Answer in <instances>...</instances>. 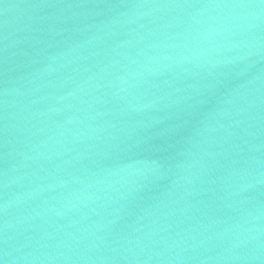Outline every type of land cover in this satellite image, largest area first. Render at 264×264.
<instances>
[{
  "label": "water",
  "instance_id": "1",
  "mask_svg": "<svg viewBox=\"0 0 264 264\" xmlns=\"http://www.w3.org/2000/svg\"><path fill=\"white\" fill-rule=\"evenodd\" d=\"M261 5L0 0V261L264 264Z\"/></svg>",
  "mask_w": 264,
  "mask_h": 264
},
{
  "label": "snow or ice",
  "instance_id": "2",
  "mask_svg": "<svg viewBox=\"0 0 264 264\" xmlns=\"http://www.w3.org/2000/svg\"><path fill=\"white\" fill-rule=\"evenodd\" d=\"M67 6H72V5H67ZM261 6L264 7V0H262V5ZM2 264H7V261L6 260L2 261Z\"/></svg>",
  "mask_w": 264,
  "mask_h": 264
},
{
  "label": "clouds",
  "instance_id": "3",
  "mask_svg": "<svg viewBox=\"0 0 264 264\" xmlns=\"http://www.w3.org/2000/svg\"><path fill=\"white\" fill-rule=\"evenodd\" d=\"M5 226L7 227V224ZM6 255H7V253H6ZM0 262H2V261H0Z\"/></svg>",
  "mask_w": 264,
  "mask_h": 264
}]
</instances>
